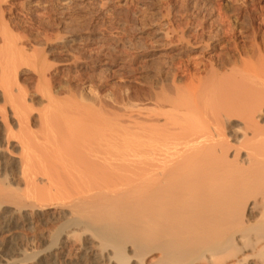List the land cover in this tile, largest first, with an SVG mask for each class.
<instances>
[{
  "label": "bare ground",
  "instance_id": "1",
  "mask_svg": "<svg viewBox=\"0 0 264 264\" xmlns=\"http://www.w3.org/2000/svg\"><path fill=\"white\" fill-rule=\"evenodd\" d=\"M245 2L214 8L227 30L206 38L227 35L231 56L208 57L202 79L182 52L167 56L169 78L131 87L128 113L54 84L47 65L45 117L1 85L0 232L60 223L43 251L14 248V259L0 245V264H264V0Z\"/></svg>",
  "mask_w": 264,
  "mask_h": 264
},
{
  "label": "rangeland",
  "instance_id": "2",
  "mask_svg": "<svg viewBox=\"0 0 264 264\" xmlns=\"http://www.w3.org/2000/svg\"><path fill=\"white\" fill-rule=\"evenodd\" d=\"M37 1L39 4L36 6L30 5L28 0L9 1L3 6V20L0 23V38L5 30L11 35L10 38H14L8 45L2 44L0 39V47L3 49H0V57L3 58H0L3 62H0L3 64L0 65V87L14 83H11V86L15 97L21 96L26 105L31 104L29 109L36 108L37 105L40 113H37L39 111L35 108L33 110L36 113L28 109L31 116H35L34 119L46 115L43 111L47 103L36 93V90L44 85L43 80L37 77L42 67L40 65L57 69L54 84L72 85V90L84 100L91 101L92 98L94 101V97H99L104 103L114 106V109L122 113H128L130 110L128 95L131 87L140 91L142 86L145 87V81L149 84L150 81H156L155 76H162L166 82L169 78L167 56L182 52L181 60L188 62L190 74L194 73L197 64L200 71L195 78H204L206 74L203 67L206 66L208 57L215 60L216 57L219 59L226 54L231 56L227 51L230 48L226 44L229 41L227 35L222 34L218 43L206 41L208 32L216 33L218 28L222 32L227 30V26L219 27L214 8L217 10V6L226 2L229 6L226 8L237 5L243 7V2L249 0H72L73 2L66 3L67 5L59 4L58 0ZM10 3L15 4L14 10H9ZM181 36L188 41L187 45L176 43ZM216 44V49L205 52L207 46ZM238 45L242 46V43ZM202 50L206 54L205 57L199 56ZM227 68L218 70L223 74L227 73ZM178 80L179 85L182 84V80ZM37 84L40 88H36L39 86ZM2 89L0 88V92ZM154 91L159 92L158 89ZM66 96L69 94L60 95L58 100L67 98ZM0 102L2 103L1 100ZM2 145L0 142V148ZM15 147L10 149V155H13L12 151L16 152ZM9 174L11 172H8L6 177L14 175ZM33 222L31 225L20 226L17 228L19 230L13 229L8 232L10 234L0 232V245L5 246L1 255L7 258L14 255L12 258H19L15 256L14 248L27 253L45 250V237H50L60 221H48L45 224L36 220ZM88 260L84 264L91 261Z\"/></svg>",
  "mask_w": 264,
  "mask_h": 264
}]
</instances>
